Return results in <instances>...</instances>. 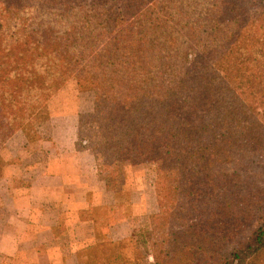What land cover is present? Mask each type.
<instances>
[{"label": "trees", "instance_id": "16d2710c", "mask_svg": "<svg viewBox=\"0 0 264 264\" xmlns=\"http://www.w3.org/2000/svg\"><path fill=\"white\" fill-rule=\"evenodd\" d=\"M131 1L135 11L138 3L149 0ZM253 3L258 8L249 14ZM45 4L31 7L23 0H0V149L15 132L34 126L35 115L62 85L54 69L65 47L58 43L51 50L47 37L38 34L35 39L27 28L4 30L12 13L56 10L48 11ZM203 12L205 17L191 10L222 52L206 69L196 66L202 58L195 54V66L187 68L174 86L156 90L153 79L146 81L149 72L141 79L140 65L122 59L126 51L118 57L107 51L90 61L98 64L104 78L90 84L93 113L84 129L86 116H78L75 146L90 151L97 165L104 160L96 168L97 176L115 194L118 190L102 176V169L113 168V175L121 178L122 167L151 162L169 182L167 196L178 191L191 206V225L168 233L166 242L152 244L155 264H256L264 253V0H214ZM185 15L190 19L188 12ZM191 33L194 39L198 32L191 28ZM212 52L217 54L215 49L205 53ZM121 76L129 77L126 81ZM87 129L93 131L89 138L83 133ZM234 158L241 172L220 169L214 174L216 164L220 167ZM217 196L222 201L212 209ZM239 227L249 233L237 247ZM123 248V242H99L82 253L81 260L119 264ZM210 253L215 257L208 258Z\"/></svg>", "mask_w": 264, "mask_h": 264}, {"label": "rangeland", "instance_id": "374dc122", "mask_svg": "<svg viewBox=\"0 0 264 264\" xmlns=\"http://www.w3.org/2000/svg\"><path fill=\"white\" fill-rule=\"evenodd\" d=\"M23 1L30 3L31 7H38L45 2L44 6L48 7V11L56 10L38 13L33 9L24 13H12L4 30L10 33V31L14 32V29L23 31V28L24 30L27 28L33 32L32 36L35 39L38 38V34L47 37L52 42L51 50L58 43L65 47V52L58 57L60 66L54 69L56 76L57 71L59 73L57 82H62V85L51 95L42 110L35 115L34 126L30 127L31 129L27 128L24 132L18 130L6 143L15 141L21 144L25 141L33 144L38 141H48L51 139L53 128L56 127H66L68 133L71 127L76 131L78 116H86L83 121L84 129L91 120L87 116L92 115L94 108V93L89 90L90 84L96 81L97 77L98 80L104 78L101 77V68L97 67L98 64L90 63V61L96 59L97 56L102 57L104 52H111L114 57H118L126 51L122 59L129 58L130 63L140 65L141 79L146 78L144 74L146 71L149 72L150 75L146 81L151 82L153 79L156 90L160 86H174L175 83L180 82L182 80L180 75H183L187 68L195 66L196 63L192 60L195 54L202 58L196 66H203L206 69L210 63L217 61L222 52L220 45L215 43L212 36H209V30H206L198 22V17H194L191 13L194 7L197 13L205 17L204 9L214 0H156L158 2L149 0L138 3L139 6L137 5L135 11H131L133 6L131 0H116L115 2L96 0L93 5L89 4V0ZM252 5L250 9L247 8L249 14L250 12L254 14L256 7L258 8L256 3ZM175 10L178 13H175ZM186 12L189 13L190 19H185ZM119 13H122V16L114 18ZM194 24L199 27H193ZM115 25H117L116 28H114ZM191 28L194 32H198L194 39H192ZM108 44L111 45L107 46ZM211 49H215L217 54L205 53ZM52 54L55 53L50 55ZM114 57L113 61H115ZM203 70L200 71L203 72ZM86 75L94 77L85 78ZM128 77L121 76L120 79L127 81ZM182 94L187 95L186 92ZM83 133L88 138L93 135L91 129ZM15 135L16 137L13 138ZM65 135L63 131L61 138ZM90 143L95 147L94 140ZM5 144L0 149V153ZM38 158L39 156L33 150H27L25 157L19 158L18 162L21 167H28ZM102 161L104 160H100L98 165L101 166ZM3 164L0 158V168ZM95 165L97 168V163ZM218 166L219 164H216L214 174H217L220 169L229 170L232 173H239L243 170L235 158ZM102 171H104L102 176L118 190L114 198L118 210L113 218L116 220L114 222L121 218L124 221L126 217L129 220L130 235L127 240L123 241L124 248L120 251L122 261L119 264H155L152 258V244L166 242L168 233L183 232L187 227L186 223H189L188 226L191 225L190 221H194L195 217V214L187 217V213L192 211V209L189 210L191 206L187 207L184 196L178 194V191L171 193L170 198L167 196L169 182L151 162L122 167L121 178L113 175V168L106 171L102 169ZM4 188L5 184L0 183V191ZM219 201L222 199L218 196L214 200L212 198L210 207L216 209ZM216 224L210 225L209 231L214 230L217 227ZM238 232L240 233L239 238L236 242L234 241L237 247L244 244L249 233L248 231L241 232L240 227L236 230V233ZM216 239L215 242H219L220 238ZM208 240L211 242L209 237ZM219 243L222 246L228 245L226 241ZM225 250L226 248H223L221 253L223 254ZM209 257L215 256L210 253ZM0 264L28 263L5 260L0 257ZM256 264H264V253L257 259Z\"/></svg>", "mask_w": 264, "mask_h": 264}, {"label": "crops", "instance_id": "0c3cea01", "mask_svg": "<svg viewBox=\"0 0 264 264\" xmlns=\"http://www.w3.org/2000/svg\"><path fill=\"white\" fill-rule=\"evenodd\" d=\"M76 132L56 127L48 141L5 144L0 153V183L5 184L0 191L1 259L83 264L81 254L97 243L129 238L127 217L113 220L117 194L98 179L91 152L77 150ZM27 150L39 158L21 167L19 158Z\"/></svg>", "mask_w": 264, "mask_h": 264}]
</instances>
